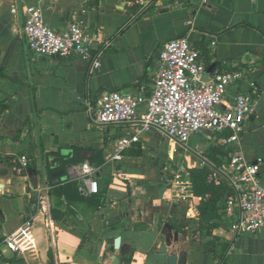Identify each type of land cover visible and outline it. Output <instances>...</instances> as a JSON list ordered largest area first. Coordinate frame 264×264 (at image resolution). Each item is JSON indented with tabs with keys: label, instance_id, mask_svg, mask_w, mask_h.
Masks as SVG:
<instances>
[{
	"label": "crops",
	"instance_id": "obj_1",
	"mask_svg": "<svg viewBox=\"0 0 264 264\" xmlns=\"http://www.w3.org/2000/svg\"><path fill=\"white\" fill-rule=\"evenodd\" d=\"M139 1L44 3L43 18L54 30L79 21L101 39L91 51L94 63H88L30 52L22 27L26 4L36 0H0V238L29 223L22 252L5 251L1 264H113V257L119 264H167L177 251L186 252V264H264V227L233 235L235 215L222 208L208 235L200 229V201L177 200L167 185L180 166L189 176V169L218 165L208 154L220 147L215 156L222 161L238 150L259 161L264 186V0H148L146 7ZM182 35L199 50L207 76L241 69L255 81L254 112L239 143L223 144L227 134L201 132L181 144L155 130L141 134L121 160L110 159L116 139L133 131L94 123L88 104L110 90L148 96L160 48ZM239 88L231 85L225 99ZM53 152L74 163L48 166ZM80 163L94 169L96 193L81 192ZM68 181L74 185L66 192ZM166 223L178 239L162 252ZM211 236L218 239L214 253L220 257L206 253Z\"/></svg>",
	"mask_w": 264,
	"mask_h": 264
},
{
	"label": "built area",
	"instance_id": "obj_2",
	"mask_svg": "<svg viewBox=\"0 0 264 264\" xmlns=\"http://www.w3.org/2000/svg\"><path fill=\"white\" fill-rule=\"evenodd\" d=\"M46 1L36 0L26 4L22 30L28 50L44 57L77 56L94 63L91 51L101 39L87 31L79 21L70 22L61 32L51 28L43 18ZM149 2L140 0L139 4L146 7ZM157 61V73L148 96L110 90L100 93L92 105L88 104L94 123L125 126L133 131H125L116 139L110 159L121 160L123 152L137 143L141 134L155 130L181 144L186 143L191 135L201 132L227 134L222 137L223 144H238L245 124L254 112L255 81L241 69L207 76L199 50L183 35L164 42ZM242 83H246L247 88ZM233 84L240 88L227 100L225 94ZM140 106L144 107L141 113ZM19 163L25 168L28 165L25 156L19 157ZM75 169L84 179L85 189H80L81 192L96 193L97 182L91 178L94 169L87 163H80ZM259 170V161H249L238 150L220 164L212 166L206 177L208 183L226 185L231 189L223 211L235 215L231 225L233 235L253 233L264 227V186ZM167 185L172 197L184 203L194 204L208 196L193 193L187 169L183 166L173 173ZM28 225L27 222L0 238V264L4 261L5 251L14 254L22 252L19 243Z\"/></svg>",
	"mask_w": 264,
	"mask_h": 264
},
{
	"label": "trees",
	"instance_id": "obj_3",
	"mask_svg": "<svg viewBox=\"0 0 264 264\" xmlns=\"http://www.w3.org/2000/svg\"><path fill=\"white\" fill-rule=\"evenodd\" d=\"M74 150H80L79 148H74ZM221 153L220 147L210 148V153L208 156L216 163L220 164L222 159H217L216 154ZM50 162L48 166L56 165L57 167L65 169L67 165L74 163L73 158L69 156H63L57 152L49 154ZM210 169L206 167L192 168L189 169V176L191 180L193 193L203 197L208 194L206 198H202L199 203V223L200 229L205 230L206 234L211 235V229L217 225L215 222L219 215L218 210L224 208L225 199L232 193L231 189L226 185H213L206 181V177ZM71 181L66 182L64 189L69 192L73 187ZM61 190V187H58ZM217 238L211 236V239L205 243L206 253L212 254L215 257H220V255H215L214 250L217 242ZM222 248L224 245H221Z\"/></svg>",
	"mask_w": 264,
	"mask_h": 264
},
{
	"label": "water",
	"instance_id": "obj_4",
	"mask_svg": "<svg viewBox=\"0 0 264 264\" xmlns=\"http://www.w3.org/2000/svg\"><path fill=\"white\" fill-rule=\"evenodd\" d=\"M262 105L261 99L256 103L255 111H258ZM62 171H57V173H61ZM165 228L167 229V236L165 237V244L161 246V251L165 252V246L170 244V242L177 241L178 235L177 233L171 232V225L168 223L165 224ZM119 245V237L114 240V247L117 248ZM167 264H186V252L185 251H177L173 252L167 256ZM113 264H119V259L117 257H113Z\"/></svg>",
	"mask_w": 264,
	"mask_h": 264
},
{
	"label": "rangeland",
	"instance_id": "obj_5",
	"mask_svg": "<svg viewBox=\"0 0 264 264\" xmlns=\"http://www.w3.org/2000/svg\"><path fill=\"white\" fill-rule=\"evenodd\" d=\"M202 137L205 138L206 135H202ZM191 141H192V144H195L196 143V140H194L195 142H193V140H191ZM159 146H160V149L161 150H165L166 149V143H165V141L164 140H160ZM175 165H176V163L172 164L169 169H173L175 167ZM167 173H169V172H167Z\"/></svg>",
	"mask_w": 264,
	"mask_h": 264
}]
</instances>
